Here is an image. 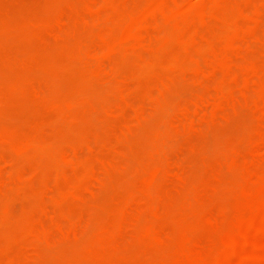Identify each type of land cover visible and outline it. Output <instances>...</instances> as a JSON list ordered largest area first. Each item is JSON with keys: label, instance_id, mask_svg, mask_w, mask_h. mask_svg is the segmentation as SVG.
Masks as SVG:
<instances>
[{"label": "rangeland", "instance_id": "374dc122", "mask_svg": "<svg viewBox=\"0 0 264 264\" xmlns=\"http://www.w3.org/2000/svg\"><path fill=\"white\" fill-rule=\"evenodd\" d=\"M195 1L0 0V264H264V0Z\"/></svg>", "mask_w": 264, "mask_h": 264}, {"label": "bare ground", "instance_id": "6f19581e", "mask_svg": "<svg viewBox=\"0 0 264 264\" xmlns=\"http://www.w3.org/2000/svg\"><path fill=\"white\" fill-rule=\"evenodd\" d=\"M197 1H198V0H197ZM197 1H195V2H197ZM197 3H198V2H197ZM197 3H196V4H197ZM187 4H188V3H187ZM193 4H194V2H193ZM204 4H206V3H202V4H201V2H200V3H198L197 6L202 5V7L204 6L203 8L205 9V6H208V5H204ZM208 4H210V3H208ZM213 4H215V3H212V4H210L209 6H211V5H213ZM258 4H259V3H258ZM104 6H105V5H104ZM190 6H191L190 13H192V15H191V16L187 15L188 18L190 17V19H192V20H190V22H191V21H195V20H194V19H195V16H193V15H194V14H197V9H198V14H204V17H206V16H205V12L208 11V7H209V6L206 7L207 10H206V9H205V11L203 10V13H201V12L199 11V10L203 9L202 7H200V8L197 7V8H194V9H193L192 5H190ZM214 6H216V8H217V4H215ZM154 7H155V6H154ZM172 7H173V6H172ZM195 7H196V6H195ZM151 8H152V7H151ZM212 8H213V7H212ZM104 9H106V8H103V11H104ZM156 9H158V8H156ZM159 9H160V8H159ZM172 9H173V8H172ZM188 9H189V8H188ZM213 9H215V8H213ZM95 10H96V9H95ZM153 10H155V8H154ZM160 10H161V9H160ZM163 10H164V9H163ZM192 10H193V12H192ZM194 10H195V11H194ZM209 10H210V9H209ZM218 10H219V8H218ZM105 11H106V10H105ZM155 11H156V10H155ZM155 11H153L154 14H155L156 16H158V15H157V14H159V13H157L158 11L156 12L157 14L155 13ZM183 11H185V10H183ZM188 11H189V10H188ZM201 11H202V10H201ZM210 11L212 12V10H210ZM210 11H208V12L210 13ZM213 11H214V10H213ZM216 11H217V10H216ZM92 12H93V11H92ZM151 12H152V11H151ZM151 12H150V13H151ZM163 12H164V11H163ZM182 13H183V12H182ZM193 13H194V14H193ZM209 13H206V14L209 15ZM212 13H213V12H212ZM90 14H91V13H90ZM148 14H149V12H148ZM151 14H152V13H151ZM143 15H144V13H143ZM146 15H147V14H146ZM155 15H154V17H155ZM182 15L184 16V17L182 16V18H185L186 15H185V14H182ZM210 15H211V14H210ZM179 16H180V14H179ZM199 17H200V15H199ZM146 18H147V17H146ZM146 18H143V20H145ZM148 18H149V17H148ZM150 18H151V17H150ZM173 18H174V17H173ZM173 18H172V19H173ZM177 18H178V17H177ZM201 18H202V17H201ZM201 18H200V19H201ZM152 19H155V23L158 21V20H156V18H152ZM152 19H151V22H149L150 19L146 21V22H147V26L143 24L144 26H143L142 29L138 28V29H139L138 32H136L134 35L131 34L132 37H131V36H130V37H131L132 40H130V39H129V40H130L131 42H133V43H131L130 41H128V43H130V44H127L126 46L131 45V44H135V49H136V48H137V45H136V44H141V46L138 45L139 48L141 47V49H142V48H144V47H146V46H147L146 48H148L149 45H148V44H145V43H146V42H145V43H144L145 46H144V44H143L142 42H144L145 37H146V35H147L146 32H145V30H148V32H149V30H150V29H149V26H152V24L150 25L149 23L154 22V21H152ZM159 19H160V18H159ZM180 19H181V18H180ZM181 20H182V19H181ZM183 20L185 21V19H183ZM186 20L189 21V19H186ZM197 20H198V19H197ZM202 20H203V19H201V21H202ZM204 20H205V19H204ZM175 21H176V20H175ZM141 22H142V20H141ZM138 23H140V22H138ZM144 23H145V22H144ZM163 23H164V22H163ZM148 24H149V25H148ZM167 24H168V23H167ZM140 25L142 26V24H140ZM158 25H159V24H158ZM141 26H137V27H141ZM153 26H154V25H153ZM159 26H161V25H159ZM137 27H136V29H137ZM145 27H146V28H145ZM151 28L153 29V27H151ZM154 29H155V28H154ZM136 31H137V30H136ZM132 32H134V31H132ZM148 32H147V33H148ZM174 32H175V31H174ZM150 33H151V30H150ZM169 33H170V32H169ZM148 35H149V37L151 36L149 33H148ZM153 35H154V34H153ZM175 35H176V33H175ZM146 38H147V37H146ZM236 38H238V37H236ZM147 39H148V38H147ZM147 39H146V40H147ZM122 40H123V39H122ZM122 40H121V41H122ZM149 40H150V39H149ZM151 40H152V39H151ZM121 41L119 40L118 42H121ZM124 41H125V38H124ZM135 42H136V43H135ZM147 42H148V41H147ZM175 43H176V42H175ZM113 44H114V43H113ZM123 44H124V43H123ZM125 44H126V43H125ZM142 44H143V45H142ZM117 45H118V44H117ZM119 45H120V44H119ZM165 45H167V43H166ZM113 46H114V45H113ZM122 46H124V45H122ZM143 46H144V47H143ZM167 46H169V45H167ZM109 47H110V46H109ZM133 48H134V46L131 47V49H133ZM117 49H118V50H117ZM119 49H120V48H116V46H115L113 50L116 51V52H113V50L110 48V50H111V52L113 53V55H115L114 53H117V52H118V54H119V51H120ZM129 49H130V48H129ZM123 50L125 51V49L122 48L121 51H123ZM126 50H127V49H126ZM105 51H106V49H105ZM124 51H123V52H124ZM229 51H230V50H229ZM108 52H109V51L107 50V52H104V53H107L106 55H109ZM104 53H103V57H104ZM112 53H111V54H112ZM106 55H105V57H106ZM113 55H111V56H113ZM113 57H114V56H113ZM109 58H111L110 55H109ZM102 59H103V58H102ZM107 59H108V56H107ZM107 59H106V60L104 59V60L106 61V63H107ZM104 60H102V63L104 62ZM112 60H113V59H112ZM106 63H105V64H106ZM68 103H69V102H68ZM68 105H69V104H68ZM66 106H67V104H66ZM31 140H32V139H31ZM31 140H30V141L28 140V141H29L30 143L32 142L31 144L34 145L33 143H35V141H31ZM24 141H25V140H24ZM25 142H26V141H25ZM30 143H28V144H27V143H24V144H27L28 147H29ZM37 143H38V141H37ZM24 144H23V148H24V147L27 148L26 145H24ZM35 144H36V143H35ZM30 147H31V146H30ZM27 149H29V148H27ZM2 163H3V161H2ZM3 164L5 165V163H3ZM1 165H2V164L0 163V166H1ZM1 168H2V167H0V170H1ZM246 220H248V219H246ZM261 237H262V235H261ZM235 240H236V239H235ZM236 242H237V241H236ZM259 242H260V241H259ZM247 243H248V242H247ZM233 247H234V245H233ZM226 249H227V248H226ZM229 250H230V249H229ZM250 253H251V252H250ZM250 253H249V254H250ZM226 255H227V254H226ZM237 255H238V254H237ZM91 258H92V257H91ZM230 259H231V258H230ZM219 264H220V263H219ZM242 264H243V263H242ZM244 264H245V262H244Z\"/></svg>", "mask_w": 264, "mask_h": 264}]
</instances>
